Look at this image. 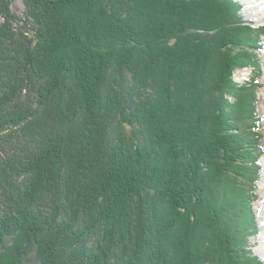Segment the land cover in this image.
<instances>
[{"label":"trees","instance_id":"obj_1","mask_svg":"<svg viewBox=\"0 0 264 264\" xmlns=\"http://www.w3.org/2000/svg\"><path fill=\"white\" fill-rule=\"evenodd\" d=\"M14 2L0 0V264H264V26L235 0Z\"/></svg>","mask_w":264,"mask_h":264},{"label":"rangeland","instance_id":"obj_2","mask_svg":"<svg viewBox=\"0 0 264 264\" xmlns=\"http://www.w3.org/2000/svg\"><path fill=\"white\" fill-rule=\"evenodd\" d=\"M239 5H240V14L244 17V20L246 22L252 23L256 28H259V26H264V1L259 3V5L252 7V4L248 1L249 4V9L246 8L244 5L246 2L242 0H235ZM13 11H15L18 14H25V4L23 0H15L13 6H12ZM3 21V18L0 14V22ZM264 37V34H263ZM258 57L261 60L262 63V69H263V74L261 77V83L262 86L260 90L258 91L259 95V101H258V115L259 118L262 121V129L264 132V44L261 49H259ZM255 69L251 66L245 67V68H240L236 70L235 72V80L239 84L243 83H248L251 81V77L254 75L253 71ZM262 132V133H263ZM263 142V149H262V156L260 157V163H261V175H260V180L258 181V190L256 193H258L255 203L253 204L255 213H256V221L258 224V231L255 236H252L250 238V245L251 248L253 249V254L257 255L259 254V257L264 258V253L261 252L260 246L263 245L264 239H263V234H264V139L262 140ZM263 242V243H262ZM262 259V258H261ZM30 264H39L38 262L33 263V261L29 262Z\"/></svg>","mask_w":264,"mask_h":264},{"label":"bare ground","instance_id":"obj_3","mask_svg":"<svg viewBox=\"0 0 264 264\" xmlns=\"http://www.w3.org/2000/svg\"><path fill=\"white\" fill-rule=\"evenodd\" d=\"M242 1L246 2L245 0H242ZM248 1L252 4V7H255V6L259 5V3L263 2L264 0H248ZM244 5H246L245 7L249 9L250 6H249L248 2H246ZM187 12H188V10H187ZM263 239H264V234H263ZM260 249H261V252L264 253V243H263V245L260 246Z\"/></svg>","mask_w":264,"mask_h":264}]
</instances>
